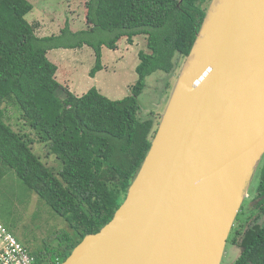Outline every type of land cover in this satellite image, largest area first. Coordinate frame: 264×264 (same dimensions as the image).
<instances>
[{"label":"trees","instance_id":"16d2710c","mask_svg":"<svg viewBox=\"0 0 264 264\" xmlns=\"http://www.w3.org/2000/svg\"><path fill=\"white\" fill-rule=\"evenodd\" d=\"M207 2L88 0L86 29L72 32L67 23L60 35L39 37L38 26L27 19L34 9L29 0H0V176L5 168L15 170L73 231L58 230L53 234L58 245L31 251L36 264L63 263L125 202L157 131L153 118L139 117L146 78L171 74L178 57L186 60L206 18ZM101 34L105 37L96 40ZM138 35L147 37L150 53L140 52L139 80L123 100H112L96 87L75 95L62 87L58 66L48 58L51 49L88 45L96 53L90 72L95 77L104 69L103 45L114 50L121 38L133 44ZM6 101L20 108L39 141L61 161L57 174L34 152V140L7 123ZM258 167L254 192L244 200L229 236L244 248L237 264H264V156ZM246 210L251 216L240 219Z\"/></svg>","mask_w":264,"mask_h":264},{"label":"water","instance_id":"95a60500","mask_svg":"<svg viewBox=\"0 0 264 264\" xmlns=\"http://www.w3.org/2000/svg\"><path fill=\"white\" fill-rule=\"evenodd\" d=\"M264 156V0H212L114 218L61 264H222Z\"/></svg>","mask_w":264,"mask_h":264},{"label":"rangeland","instance_id":"374dc122","mask_svg":"<svg viewBox=\"0 0 264 264\" xmlns=\"http://www.w3.org/2000/svg\"><path fill=\"white\" fill-rule=\"evenodd\" d=\"M34 9L27 15V19L37 27L39 37L57 36L68 23L72 32L88 27L86 21L88 0H29ZM212 0H208L207 7ZM102 34L111 36L107 32ZM95 36L100 40L103 35ZM117 49L102 46V62L104 69L95 77L90 75L96 66L95 50L84 45L78 48H55L48 51V58L58 66L57 80L62 87L81 97L91 88L96 87L102 94L112 100H123L132 94V87L137 84L139 76L137 67L140 64V52L150 53L147 37L138 35L134 43L130 44L126 37L118 42ZM186 60L178 57V66L171 73L158 72L146 78V85L139 96V117L142 120L153 118L157 130L162 115L165 114L170 97L180 76ZM58 94L60 98L65 97ZM5 118L14 130L28 135L34 144V152L42 161L57 174L62 167L61 161L51 153L49 147L39 141L37 133L23 119L18 106L8 101L3 103ZM259 168V167H258ZM253 174L247 197L252 196L257 183V172ZM0 176V221L25 244L30 251L52 249L58 245L53 234L58 230L73 231L67 222L59 216L43 199L31 190L17 175L16 171L5 168ZM247 208V207H246ZM251 211L242 212L240 219L251 216ZM241 214V213H240ZM236 222V221H235ZM232 236V235H231ZM52 238V239H51ZM242 249L231 244L226 246L222 264H235L234 257H239Z\"/></svg>","mask_w":264,"mask_h":264},{"label":"built area","instance_id":"2783aa9c","mask_svg":"<svg viewBox=\"0 0 264 264\" xmlns=\"http://www.w3.org/2000/svg\"><path fill=\"white\" fill-rule=\"evenodd\" d=\"M0 264H36V258L0 221Z\"/></svg>","mask_w":264,"mask_h":264},{"label":"flooded vegetation","instance_id":"af4514ba","mask_svg":"<svg viewBox=\"0 0 264 264\" xmlns=\"http://www.w3.org/2000/svg\"><path fill=\"white\" fill-rule=\"evenodd\" d=\"M234 226H235V225H234ZM228 241H229V239H228ZM231 244L234 245L235 247L241 248L240 244L233 243V242H231ZM241 249H242V252H243L244 248H241ZM239 252H241V251H239ZM242 252H241V254H242ZM241 254H240L239 257H237V258H236V256L234 257V262H235V264H237V261H238V259L240 258Z\"/></svg>","mask_w":264,"mask_h":264}]
</instances>
